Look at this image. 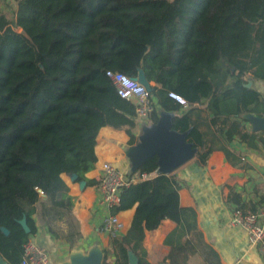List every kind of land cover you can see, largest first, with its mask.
I'll return each instance as SVG.
<instances>
[{
  "label": "trees",
  "instance_id": "1",
  "mask_svg": "<svg viewBox=\"0 0 264 264\" xmlns=\"http://www.w3.org/2000/svg\"><path fill=\"white\" fill-rule=\"evenodd\" d=\"M109 71L133 79L142 71L153 84L155 108L143 119L155 125L162 112L174 114L172 129L196 149L190 176L200 166L206 182L216 149L237 164L234 141L264 149V130L254 131L247 118L264 117V95L246 80L264 82V0H17L13 18L0 12V256L9 264L22 263L34 216L71 249L81 240L61 175L78 182L92 169L81 138L99 115L137 143L136 105L119 96ZM136 172L158 175L123 188L111 213L135 207L134 218L126 235L112 238L114 261L104 251L103 264H132L130 255L150 264L146 232L166 219L176 228L163 263L198 256L201 264H222L196 209L181 206L178 178L160 171L157 156L125 176ZM233 192L229 202L241 204Z\"/></svg>",
  "mask_w": 264,
  "mask_h": 264
},
{
  "label": "crops",
  "instance_id": "2",
  "mask_svg": "<svg viewBox=\"0 0 264 264\" xmlns=\"http://www.w3.org/2000/svg\"><path fill=\"white\" fill-rule=\"evenodd\" d=\"M15 10L16 3L12 0H0L1 13L13 18ZM246 80L248 87L253 86L264 95L263 81L254 82L250 74L246 75ZM129 101L136 105L133 100ZM188 109L189 107L183 106L181 113H185ZM203 115L207 117L205 113ZM145 121L139 119L140 126L135 132L137 143L133 146L128 144L130 138L127 133L108 126L102 114L81 138L82 145L93 158L92 169L85 174V180L78 182L75 181L74 175H61L69 188V195L74 199V214L79 222L81 240L71 249L66 240L56 239L42 222L33 217L37 230L30 241L47 250L50 264H74L78 258L91 252L101 253L104 258V251L109 252L110 262L114 261L112 238L107 233L100 232L102 219L110 211L102 204V194L98 184L106 162L113 163L124 175L133 173L136 161L133 160L132 155L144 135L142 129ZM203 130L207 129L203 128ZM229 147L240 156L239 161L237 164L227 161L224 152L216 149L207 161L205 183L199 174L200 166L196 168L195 175L189 174L190 166L197 161L196 155L170 174L175 175L182 186L179 192L181 206L196 209L199 229L203 232L206 241L219 254L222 264H264L260 251L249 247L245 232L230 224V214L234 207H241L245 212L264 215V149L260 146L259 150H251L245 143L239 141L230 143ZM242 157L246 158V166L243 169L238 167ZM89 181L96 183L88 185ZM231 189L234 191L231 198L234 199L238 194L241 204L236 201L229 202ZM134 214L135 207L118 213L119 219L125 226L120 235L127 234ZM175 228L176 223L166 219L156 230L146 232L143 246L150 264H167L163 262L169 255L170 246L166 245L165 240ZM191 264H201L199 257H193Z\"/></svg>",
  "mask_w": 264,
  "mask_h": 264
},
{
  "label": "built area",
  "instance_id": "3",
  "mask_svg": "<svg viewBox=\"0 0 264 264\" xmlns=\"http://www.w3.org/2000/svg\"><path fill=\"white\" fill-rule=\"evenodd\" d=\"M17 0H12L16 3ZM113 80L118 94L126 100H133L136 104V114L139 118H147L155 108L148 89L136 79L124 74L107 72ZM181 105L189 107V104L180 96L171 94ZM246 166V158L242 157L238 167L243 169ZM102 175L98 187L102 194V204L110 211L102 219L100 232L107 233L111 238L120 236L125 226L119 219L118 214L111 213L114 206L121 201V192L130 183H139L157 177L158 172L143 173L136 172L131 179H127L113 163L106 162L103 165ZM230 224L241 228L247 238L250 248H257L263 256L264 262V215L245 212L241 207H234L230 214ZM21 264H50V255L47 250L34 242H27L24 245V257Z\"/></svg>",
  "mask_w": 264,
  "mask_h": 264
},
{
  "label": "water",
  "instance_id": "4",
  "mask_svg": "<svg viewBox=\"0 0 264 264\" xmlns=\"http://www.w3.org/2000/svg\"><path fill=\"white\" fill-rule=\"evenodd\" d=\"M140 84L145 86L149 92L152 88L144 73L141 71L136 79ZM173 114L162 113L157 124L148 126L144 130V135L137 147L134 148L132 158L136 161V168L144 163L148 158L157 156L159 160L160 171L164 173H172L177 170L196 155V149L191 144L187 143V133L180 134L172 129ZM254 131L264 130V117H256L248 115ZM135 168V169H136ZM22 225L28 232L29 228L23 220ZM5 233L8 231L4 229ZM103 256L98 252H91L86 256L77 259L74 264H103ZM132 264H137V259L134 255H130ZM0 264H9L3 257L0 256Z\"/></svg>",
  "mask_w": 264,
  "mask_h": 264
},
{
  "label": "rangeland",
  "instance_id": "5",
  "mask_svg": "<svg viewBox=\"0 0 264 264\" xmlns=\"http://www.w3.org/2000/svg\"><path fill=\"white\" fill-rule=\"evenodd\" d=\"M12 17V16H11ZM148 124V125H147ZM152 126V124L150 123V122H147V121H145V123H143V129L142 130H146V128L148 127V126Z\"/></svg>",
  "mask_w": 264,
  "mask_h": 264
}]
</instances>
